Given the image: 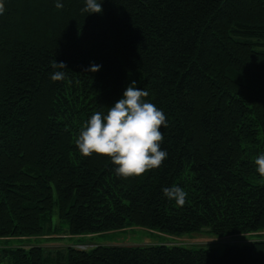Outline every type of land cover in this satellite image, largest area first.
Instances as JSON below:
<instances>
[{"label":"trees","instance_id":"1","mask_svg":"<svg viewBox=\"0 0 264 264\" xmlns=\"http://www.w3.org/2000/svg\"><path fill=\"white\" fill-rule=\"evenodd\" d=\"M0 15V243L145 229V245L46 252L0 246V264H264V0H3ZM66 79L52 81L50 61ZM100 65L96 72L87 71ZM136 82L166 116L167 158L139 177L75 141ZM186 193L180 207L163 189ZM56 214V221H54ZM249 234L219 245L164 236ZM87 244L85 239H73Z\"/></svg>","mask_w":264,"mask_h":264},{"label":"clouds","instance_id":"2","mask_svg":"<svg viewBox=\"0 0 264 264\" xmlns=\"http://www.w3.org/2000/svg\"><path fill=\"white\" fill-rule=\"evenodd\" d=\"M55 7L62 9L64 5L56 0ZM5 4L0 0V15L5 12ZM102 0H85L80 9L82 14L102 13ZM54 70L52 81L66 79L67 66L54 59L50 61ZM100 65H93L87 71L96 72ZM149 95L144 89H138L133 81L124 91L123 97L113 106L108 107L106 114L97 111L83 125L75 141L81 155L91 156L93 153L110 158L116 166L117 176L122 178L139 177L149 170L159 168L167 158V152L161 150L164 139L161 127L167 128L164 112L144 98ZM256 170L264 178V153L255 159ZM169 200H174L182 207L187 193L180 187L163 189Z\"/></svg>","mask_w":264,"mask_h":264},{"label":"rangeland","instance_id":"3","mask_svg":"<svg viewBox=\"0 0 264 264\" xmlns=\"http://www.w3.org/2000/svg\"><path fill=\"white\" fill-rule=\"evenodd\" d=\"M56 214H54V221L56 220ZM264 234V233H262ZM151 232L147 231L145 229H126L125 231H115L107 234L106 240H102L103 236H76L73 238H67V239H60V235H46L41 237V239L38 238H30L27 240H9L11 242H1V245H16L21 244L25 246V244L31 245H41L43 249L47 252H54L55 249H62L67 245H72L73 247L79 248V249H85L86 247L92 246L91 243H89V239H92L91 242H103L106 244H121V245H145L150 244L153 242L161 241L162 236L153 235L150 236ZM165 239H168L167 244H178V245H184V246H191V245H219L227 242H242L244 240H247L249 238H252L253 236H249V234L244 235H233V236H225V237H211L204 233L201 234H192V235H186L182 237H170V236H164ZM73 239H85V243L87 244H76ZM27 247V246H25Z\"/></svg>","mask_w":264,"mask_h":264}]
</instances>
